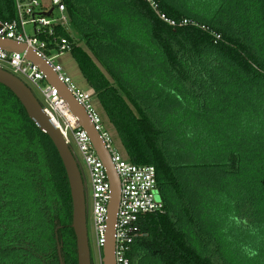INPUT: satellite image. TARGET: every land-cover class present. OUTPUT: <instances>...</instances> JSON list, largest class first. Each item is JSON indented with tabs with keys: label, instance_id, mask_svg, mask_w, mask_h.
<instances>
[{
	"label": "trees",
	"instance_id": "16d2710c",
	"mask_svg": "<svg viewBox=\"0 0 264 264\" xmlns=\"http://www.w3.org/2000/svg\"><path fill=\"white\" fill-rule=\"evenodd\" d=\"M154 1L192 24L169 27L141 0H63L75 36H56L125 159L155 169L163 212L142 219L130 264H237L227 228L242 247L264 233V0ZM211 192L230 210L219 228L201 209ZM71 225L55 148L0 85V264H77Z\"/></svg>",
	"mask_w": 264,
	"mask_h": 264
},
{
	"label": "built area",
	"instance_id": "2783aa9c",
	"mask_svg": "<svg viewBox=\"0 0 264 264\" xmlns=\"http://www.w3.org/2000/svg\"><path fill=\"white\" fill-rule=\"evenodd\" d=\"M146 3L160 21L172 28L192 24L183 19L174 21L158 10L154 0H141ZM15 19L10 22L0 20V39L24 44L43 60L57 75L59 81L69 90L78 104L85 110L94 130L99 134L103 147L110 155L116 176L119 179L120 195L114 222V262L130 264L128 252L135 240L141 236L140 223L149 214L162 213L163 203L157 199L156 173L152 166H138L128 162L113 146L109 134L104 130L102 121L93 104V91H82L75 87L65 75L60 65L53 59L70 52L68 40L56 36V29L69 32V20L63 0H13ZM32 27V35L26 33V27ZM53 37L50 42L39 36ZM217 41L220 36L213 34ZM20 79H25L41 95L42 111L58 128L68 146L71 142L77 149L87 170L90 182L91 222L95 248L100 264L104 245L107 208L110 189L107 175L91 147L87 134L79 127L70 114L57 90L46 84L44 76L37 66L19 54L0 51V69L6 70ZM21 77V78H20ZM23 82V81H22Z\"/></svg>",
	"mask_w": 264,
	"mask_h": 264
},
{
	"label": "water",
	"instance_id": "95a60500",
	"mask_svg": "<svg viewBox=\"0 0 264 264\" xmlns=\"http://www.w3.org/2000/svg\"><path fill=\"white\" fill-rule=\"evenodd\" d=\"M0 51L8 54H19L27 61L32 62L44 76L47 85L58 92V96L66 104L68 111L75 118L79 127L87 134L92 149L102 163L107 175L110 189V200L107 208L106 230L104 245L101 251L100 264H115L114 262V222L118 209L120 185L116 176L110 155L103 147L99 134L94 130L85 110L74 99L69 90L59 81L53 70L41 60L31 49L24 44L11 40L0 39ZM0 85L8 89L20 102L29 119L37 129L46 135L55 148L65 171L72 204V229L76 240L77 264H91L86 224V199L84 185L78 165L64 141L58 128L42 111L41 105L36 100L31 90L20 79L9 71L0 69ZM159 197H157L158 199Z\"/></svg>",
	"mask_w": 264,
	"mask_h": 264
},
{
	"label": "rangeland",
	"instance_id": "374dc122",
	"mask_svg": "<svg viewBox=\"0 0 264 264\" xmlns=\"http://www.w3.org/2000/svg\"><path fill=\"white\" fill-rule=\"evenodd\" d=\"M32 32H33L32 27L27 26L26 33L28 35H32ZM69 33L72 36H75L70 26H69ZM53 63L58 64L62 67L63 72L70 79V81L75 87H77L79 90H82V91L88 90V87L84 79L82 78V75L77 67V64L75 63L74 59L72 58L69 52H66L62 54L61 56L53 59ZM6 70L9 71L8 68H6ZM22 81L31 90L36 100L42 103V97L39 94V92L33 86H31L25 79L22 78ZM92 104L102 121V126L104 130L111 137L113 146L122 155V157L125 158V152L115 134L114 129L112 128L110 124H108L103 113L99 110L95 99H92ZM69 148L78 165V168H79V171L82 177L83 185H84V193H85V199H86V224H87L88 244H89V250H90L91 264H99L97 251L95 248L93 231H92L90 182H89L88 173H87V170L83 164V161L79 153L77 152L76 147L74 146L72 142ZM212 193L213 192L205 194L204 197H202V208L201 209L205 213H208L211 216L215 217L217 221L216 228H219L222 224L223 225L226 224L224 220L226 219V213L230 212V210L228 207L227 212H226L227 206L224 202H222L221 199H218V198L214 199V197L211 198ZM223 203H224V206H223ZM234 225L235 227L238 226L235 223ZM230 227L231 228H227V229L228 230L231 229V233L233 234L232 243L229 245L228 249H226L228 252V255L231 256L230 258L233 257L234 259L233 261H235L237 264H264V233L262 232L263 227L256 228L253 234V237L255 238V240L252 242L251 245L243 246V247L241 246V244L236 242L237 239L239 238V232L237 233L238 228L237 227L235 228L233 225H230Z\"/></svg>",
	"mask_w": 264,
	"mask_h": 264
}]
</instances>
